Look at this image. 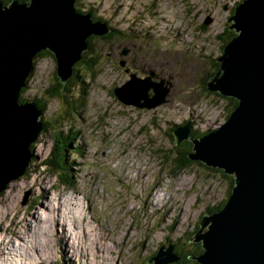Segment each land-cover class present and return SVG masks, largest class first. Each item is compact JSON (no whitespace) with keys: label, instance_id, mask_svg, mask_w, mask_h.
Masks as SVG:
<instances>
[{"label":"rangeland","instance_id":"rangeland-1","mask_svg":"<svg viewBox=\"0 0 264 264\" xmlns=\"http://www.w3.org/2000/svg\"><path fill=\"white\" fill-rule=\"evenodd\" d=\"M243 1H76L82 14L108 21L102 37L113 28L115 37L93 41L95 74L81 71L87 94L73 88L67 100L74 108L45 96L56 86L55 59H33L22 98L45 103L40 118L49 126L31 144L24 174L0 193V264H152L169 247L176 259L169 264L180 261L178 239L218 212L234 178L196 160L173 171L172 130L188 126L199 138L226 122L230 98L206 90V83L217 72L227 32L235 36L227 21ZM155 81L169 91L162 89L152 108L122 104L112 93ZM69 130L76 137L61 171L69 170L72 182L64 184L44 162L56 133L69 141ZM14 256L19 262H9Z\"/></svg>","mask_w":264,"mask_h":264},{"label":"water","instance_id":"water-1","mask_svg":"<svg viewBox=\"0 0 264 264\" xmlns=\"http://www.w3.org/2000/svg\"><path fill=\"white\" fill-rule=\"evenodd\" d=\"M76 1L0 2V193L24 174L30 146L44 129L41 109L19 101L35 56L49 51L56 75L65 84L87 50V39L109 31L90 13H79ZM230 20L228 29L235 36L223 47L216 60L220 69L206 88L235 99L237 106L217 130L189 137L193 147L187 157L233 175L234 188L218 212L202 217L194 241L204 252L190 259L199 264H264V0L243 1L227 23ZM131 84L114 90L115 97L138 109L156 106L162 89L169 91L158 83L138 84L136 89ZM174 134L178 144L188 138L189 128ZM171 250L161 248L149 262L175 261Z\"/></svg>","mask_w":264,"mask_h":264},{"label":"trees","instance_id":"trees-1","mask_svg":"<svg viewBox=\"0 0 264 264\" xmlns=\"http://www.w3.org/2000/svg\"><path fill=\"white\" fill-rule=\"evenodd\" d=\"M2 1H3L2 3L4 5H8L12 0H2ZM18 1L19 2H26L28 0H18ZM76 10L79 13H82L81 10H79L78 8H76ZM92 18L94 20H100V21L106 22V24L108 25L107 20L105 21V19L97 18L94 16V14H92ZM113 32L114 31L112 30V32L110 34H108L105 37H101L100 39L107 40L111 36L115 37V34H113ZM227 35L225 36L226 39H224L222 41V43H223L222 49L234 37V35L231 33L229 35V32H227ZM94 40H95V38H93V37H90L87 39L86 42L88 44L87 45L88 50L85 53L83 60L79 61L74 66L73 75H72V77H70V79H68V81L65 84L61 83V81L57 77V75L56 76L54 75L55 76L54 80H55L56 86H54L55 88L53 90H48L45 92V96L47 97V100L54 99V98H57V99L60 98L64 102V104L70 105V108H74V104L69 103V101L67 99H68V96L73 97L71 95V92H72L74 87L80 86V88H81L82 87L81 85L84 84L83 77L80 76L81 71L87 72V73L90 72V74H93V75L95 74V67H94L95 66L94 65L95 64V57H94V45H93ZM37 57H50V58L54 59V56L49 51H42L35 56V58H37ZM219 67H220V65L218 63H214V67L212 70L213 73L216 71L218 72L220 69ZM216 73H214V74H216ZM60 89H62L63 93H61L59 91ZM75 90H78L79 94H82L84 96H86V94H87L86 91H82V88H81V90L80 89H75ZM113 91H114V89L112 90V93L114 94ZM22 93H24L23 89L20 93L19 99H20L21 103H24L27 100L22 98ZM229 101H230V105H228V107H227L228 112H227L226 119H228V117L231 113V109H234L237 106V101L235 99L230 98ZM35 103H37V106L42 110V113H44L45 109H46L45 103H41V101L37 100V98L35 99ZM79 107H81V106H79ZM48 126H49V124L44 121V129L42 131L48 130L47 129ZM189 134L195 138H196L195 135H198V133L190 132V127H189ZM66 135H67L66 137L69 138V141L66 139H63L64 136L62 137L61 131H58L56 133V135L53 137L54 145H53L52 151L50 153V157L48 156V158H47L48 160H45L44 163L47 165H52L54 167V169L52 170V173H54V174L57 173V175L60 174L58 176L59 180H61L64 184H70L72 182V174L69 172V170L65 173L62 172L61 169H63V168H61V167L65 163H67L66 159L68 161L69 154H67V150L70 148V144L72 143V141L76 137V134L74 132H71V130H69V132H67ZM172 143H173L172 146H173L175 152L177 150V153L175 156L176 158H174L172 160V170L176 172V171H180L183 168H185L188 163L191 164V162H190L191 160H189L187 155H188V153H192V150H191L192 144L190 142L188 143L186 141V144L183 143V144L177 146L174 144L173 139H172ZM57 144L59 146H57ZM181 146H183V147L181 148V150L178 151V149ZM32 147H33V145H32ZM72 152L75 154H82L81 150L78 148H75L74 151H72ZM175 152H174V154H175ZM167 157H168V155L161 156L162 160L164 159L163 162H167ZM196 162L201 166L203 165V163H201L200 161H196ZM219 172L223 173V177L227 179V175L224 172H222V170ZM232 179H233V177H232ZM231 191H232V187L230 190L228 189V192L226 193V198L222 201L221 205L218 206V211L226 204L227 199L231 194ZM199 228H196V230L194 229L193 232L187 233V234H185V236L183 238L178 239L177 245L175 244V250L174 251L175 252H181L182 257H181L180 261H178L177 263H174V264H190L191 263L190 262L191 257H195L196 255L202 254L201 253V244L200 243L195 244V243L190 241L191 238L193 237L194 233L197 232L199 230ZM197 246L199 247L200 252H199V249ZM190 247H191V249H190ZM194 264H197V263L195 262Z\"/></svg>","mask_w":264,"mask_h":264},{"label":"flooded vegetation","instance_id":"flooded-vegetation-1","mask_svg":"<svg viewBox=\"0 0 264 264\" xmlns=\"http://www.w3.org/2000/svg\"><path fill=\"white\" fill-rule=\"evenodd\" d=\"M93 20H94V19H93ZM95 21H100V20H95ZM100 22H101V23H104L105 26H107V28L109 27V24L107 25L106 22H103V21H100ZM111 29H112V28H111ZM113 29H114V28H113ZM113 29H112V30H113ZM113 31H114L113 33H115V30H113ZM111 32H112V31H111ZM117 33H118V32H116V34H117ZM93 38H96V37L93 36ZM96 39H97V38H96ZM152 76H153V75H152ZM155 77H156V76H155ZM151 79L154 80L153 77H152ZM155 80H157V78H155ZM155 83H158V82L155 81ZM178 127H179V126H177V128H178ZM177 128H175L174 130H172V134H173L172 136L175 135L174 132L176 131ZM174 140H175V137H174L173 141H174ZM183 141H184V142H183ZM183 141H181V142L178 143V144H176L175 141H174V144L177 145V146H178V145H181V144H183V143L186 144V141H187V140H183ZM187 142L189 143V141H187ZM190 143H191V142H190ZM182 147H183V146H181L179 149L177 148L178 151L181 150ZM191 150H192V149H191ZM176 153H177V150H176ZM188 154H189V153H188ZM191 258H192V257H191Z\"/></svg>","mask_w":264,"mask_h":264},{"label":"bare ground","instance_id":"bare-ground-1","mask_svg":"<svg viewBox=\"0 0 264 264\" xmlns=\"http://www.w3.org/2000/svg\"><path fill=\"white\" fill-rule=\"evenodd\" d=\"M0 2H3L2 0H0ZM149 78H152L153 76H148ZM36 142V140H34V143ZM25 170H26V168H25ZM220 170H222V169H220ZM231 176H233V175H231ZM47 190V189H46ZM1 245V244H0ZM16 250V249H15ZM14 250V251H15ZM16 252V251H15ZM1 256H3V255H1ZM4 259H5V256H4ZM9 262H19V260L17 259V256H16V258H15V256H14V259H11Z\"/></svg>","mask_w":264,"mask_h":264}]
</instances>
